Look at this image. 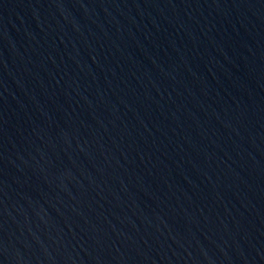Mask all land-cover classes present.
Masks as SVG:
<instances>
[{
	"label": "water",
	"instance_id": "95a60500",
	"mask_svg": "<svg viewBox=\"0 0 264 264\" xmlns=\"http://www.w3.org/2000/svg\"><path fill=\"white\" fill-rule=\"evenodd\" d=\"M0 264H264V0H0Z\"/></svg>",
	"mask_w": 264,
	"mask_h": 264
}]
</instances>
